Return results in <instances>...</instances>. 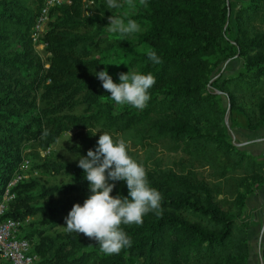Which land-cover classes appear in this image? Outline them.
Masks as SVG:
<instances>
[{
  "label": "trees",
  "instance_id": "obj_1",
  "mask_svg": "<svg viewBox=\"0 0 264 264\" xmlns=\"http://www.w3.org/2000/svg\"><path fill=\"white\" fill-rule=\"evenodd\" d=\"M45 1L0 0V202L24 162V143L34 139L47 148L74 128L84 134V147L78 149L86 155L103 132L140 143L149 137L151 151L159 144L183 151L232 188L230 196H221L220 184L198 178L193 170L188 175L172 168H146L150 186L161 193L162 215L152 211L142 225H121L131 247L105 255L97 241L82 233L50 235L40 228L23 232L22 226L20 236L31 242L38 264H248L249 232L239 220L248 197L264 185V161L227 138L222 98L227 97L232 115L246 118L248 128L264 125V0H248L238 9L233 42L226 34L230 27L225 31L229 0H145L146 6L127 16L141 29L120 39L116 34L122 45L135 48L128 68L152 73L156 80L143 110L116 104L95 75L107 70L103 57L94 54L108 24L103 3V15L90 10L91 0L52 7L39 38L50 54L43 60L33 33ZM147 49L156 51L161 63L150 61ZM223 54H237L243 67L216 80L211 89L212 72ZM107 71L120 82L119 74ZM43 166L55 172L73 168L75 182L18 183L3 219L68 215L91 194L78 164ZM109 182L116 185L111 195L128 197L126 181Z\"/></svg>",
  "mask_w": 264,
  "mask_h": 264
},
{
  "label": "rangeland",
  "instance_id": "obj_2",
  "mask_svg": "<svg viewBox=\"0 0 264 264\" xmlns=\"http://www.w3.org/2000/svg\"><path fill=\"white\" fill-rule=\"evenodd\" d=\"M93 3L89 1V8L95 11V14L103 15L102 8L99 3H103L104 9L108 11L106 20L109 23V17L114 15L118 16L127 22L126 17L138 12L141 6L140 0H133L136 5L135 8H129L125 3V0H118L122 4L120 8H107V0H93ZM248 0H229L231 11L229 18L225 26L230 28L226 31L228 41L233 42L237 33L236 25V13L238 9ZM96 28V27H95ZM108 24L105 25V33L100 37L102 40L100 45L95 48V56L104 59L107 70L111 71L114 75H118L125 70V73L130 69L135 72V69L128 68L130 59L134 54L135 48L132 46H126L117 39V35L110 33L108 30ZM95 31L97 29H94ZM93 30V31H94ZM120 39V36H118ZM225 41V40H224ZM225 46H228V42H224ZM16 48V47H15ZM35 50L41 56L43 60H47L50 55L45 50L44 44H36ZM221 57V62L217 65L212 72L210 88L215 89V81L220 78L232 76L237 74L243 67L244 61L237 54L229 55L227 58ZM108 63H121L108 64ZM222 103L225 108V123L227 127V138L233 142L238 148L247 150L248 152L256 155L260 160L264 161V125L256 129H250L247 126L246 118L240 114H231L226 96H223ZM83 106L77 109V112H82ZM84 135L80 132V129H71L65 132L60 139L53 145L44 148L40 146L34 139L26 141L22 148L23 160H29V167L22 168L21 163L15 170L13 177H16L18 173H22V181L26 182L31 180H38L45 186L61 185L64 183H74L75 173L74 169L70 167H64L61 171L55 172L52 168L45 167L43 164L47 162H59L62 164L77 165L81 156H86L82 153L78 147H84L81 137ZM124 139L128 143L129 154L141 163L145 168H152V170H163L172 168L179 173H185L189 175L190 170H193L198 178L207 179L212 184H220V189L223 191L221 196L229 195L232 186L226 181H219L215 177L214 172L207 166H201L200 164H194L183 151H173L162 144L157 145L155 151H151V147L148 144L149 137H146L141 143L135 139L122 134L115 135L114 139ZM138 143H137V142ZM24 165V164H23ZM70 168V169H69ZM12 177V178H13ZM264 190V185L257 188L247 199L246 207L243 217L239 220V223L245 226L249 232V261L248 264H264V215L259 216V206L256 202L251 203L253 196L258 195ZM36 192V191H34ZM16 196L9 201L12 203ZM4 195L2 196V200ZM53 200H55L53 198ZM249 205H248V201ZM46 200L43 202L45 203ZM9 208V206H8ZM58 217L48 215L46 213H39L37 215L29 216L23 220V232L30 230L31 228H40L45 230L46 234L56 235L57 233H66V214H57ZM56 215V216H57ZM0 264H9L0 255Z\"/></svg>",
  "mask_w": 264,
  "mask_h": 264
},
{
  "label": "clouds",
  "instance_id": "obj_3",
  "mask_svg": "<svg viewBox=\"0 0 264 264\" xmlns=\"http://www.w3.org/2000/svg\"><path fill=\"white\" fill-rule=\"evenodd\" d=\"M125 3L129 8L136 7L133 0H125ZM140 4L146 6L145 0H140ZM120 7L122 4L118 0H107L108 9ZM108 19L107 30L121 38L141 30L134 19H128L126 23L114 15ZM146 55L154 64L161 63L156 51L147 49ZM95 75L116 104L131 105L139 110L147 106L151 98L149 89L156 83L152 73L143 74L131 69L119 74V83L114 82L106 69ZM128 147L124 139H114L103 132L96 148L89 149L86 156L79 158L78 167L85 172L91 194L82 205L74 204L65 218L66 231L82 233L97 241L105 255L119 254L122 249L131 247L132 241L121 225H142L145 214L152 211L157 216L162 215L161 193L150 186L146 168L129 154ZM121 180L126 181L128 197L111 195L116 185L109 181Z\"/></svg>",
  "mask_w": 264,
  "mask_h": 264
},
{
  "label": "built area",
  "instance_id": "obj_4",
  "mask_svg": "<svg viewBox=\"0 0 264 264\" xmlns=\"http://www.w3.org/2000/svg\"><path fill=\"white\" fill-rule=\"evenodd\" d=\"M89 2L93 3L92 0ZM65 3H71V0H46L44 2L34 27L33 39L36 43H39L40 36L47 29L50 21V9ZM29 163V160H24V165L22 164L21 167L23 169L28 168ZM23 177L25 176L22 173H18L16 177L11 179L3 194L4 199L0 202V255L11 264H38L39 257L33 254L31 242L27 238L20 236L23 221L13 218L3 219L8 209L9 201L16 196L13 189L22 181Z\"/></svg>",
  "mask_w": 264,
  "mask_h": 264
},
{
  "label": "crops",
  "instance_id": "obj_5",
  "mask_svg": "<svg viewBox=\"0 0 264 264\" xmlns=\"http://www.w3.org/2000/svg\"><path fill=\"white\" fill-rule=\"evenodd\" d=\"M251 203L256 202V204L259 206V216H263L264 215V190L262 192H260L258 195L253 196V200H251ZM250 200L248 201V205H249Z\"/></svg>",
  "mask_w": 264,
  "mask_h": 264
}]
</instances>
